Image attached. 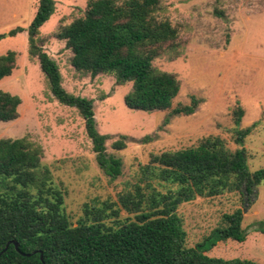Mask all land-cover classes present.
Wrapping results in <instances>:
<instances>
[{
	"label": "trees",
	"instance_id": "16d2710c",
	"mask_svg": "<svg viewBox=\"0 0 264 264\" xmlns=\"http://www.w3.org/2000/svg\"><path fill=\"white\" fill-rule=\"evenodd\" d=\"M161 7V0H89L84 15L62 26L57 36L72 51L76 70L92 78L112 75L117 84L133 83L125 96L128 108L167 110L181 84L175 74L155 68L153 62L164 55H181L180 31L161 16ZM55 10V0H39L30 26L16 28L11 35L28 33L30 55L38 59L53 96L79 111L98 166L115 179L122 164L107 152L110 136L97 128L94 101L66 91L58 63L41 43L40 29ZM16 63L13 51L0 57V82L12 76ZM200 103L193 97L190 105L175 108L172 115H191ZM21 104L18 95L0 90V122L17 119ZM244 114L241 107L234 111L235 124ZM250 133L247 129L237 134L240 148L235 151L223 139L207 137L195 147L155 156L145 167L144 178L134 185V193L120 200L133 216L121 218L116 203L86 204L84 217L76 223L66 213L65 191L43 165L42 146L27 137L0 139V264H260L208 255L219 242L246 241L242 209L224 214L220 225L193 247L177 213L181 204L199 197L229 191L245 196L264 184V169L250 172L247 167L244 144ZM127 141L128 136H121L113 149L126 148ZM257 231L264 234V221ZM12 241L19 243V250L11 244L4 252Z\"/></svg>",
	"mask_w": 264,
	"mask_h": 264
},
{
	"label": "rangeland",
	"instance_id": "374dc122",
	"mask_svg": "<svg viewBox=\"0 0 264 264\" xmlns=\"http://www.w3.org/2000/svg\"><path fill=\"white\" fill-rule=\"evenodd\" d=\"M89 0H55L56 10L40 29L44 50L58 63L67 92L94 101L97 128L110 136L107 152L121 162V173L112 179L98 166L85 120L75 108L61 104L52 94L37 58L30 55L27 29L39 0H0V57L17 54L12 76L0 82V90L22 99L20 116L0 122V139L27 137L44 150L43 165L57 187L65 191V210L76 223L84 206L118 204L121 218L133 216L121 204L126 193L144 178V169L155 156L195 147L207 137H218L235 151L237 134L251 129L245 138L250 172L264 169V0H161V16L180 31L179 57L164 55L155 68L173 73L181 84L179 95L167 110L146 112L130 109L125 96L133 83L117 84L115 77L89 74L72 66L73 53L58 38L60 28L84 15ZM201 100L195 113L172 115L180 106ZM245 114L235 124L234 111ZM121 136L127 147L113 149ZM152 138L149 142L143 139ZM144 185V184H143ZM158 189L161 191L163 188ZM242 209L244 242H219L208 255L224 259L253 260L264 264V234L257 231L264 221V184L251 194L226 192L181 204L178 215L193 247L220 225L226 213Z\"/></svg>",
	"mask_w": 264,
	"mask_h": 264
},
{
	"label": "water",
	"instance_id": "95a60500",
	"mask_svg": "<svg viewBox=\"0 0 264 264\" xmlns=\"http://www.w3.org/2000/svg\"><path fill=\"white\" fill-rule=\"evenodd\" d=\"M243 212L245 213V211H243ZM11 244H14L15 247H16V249L19 250V243H18L17 241H12V242H9V243L7 244V246H6L5 250H4V252L8 250V248H9V246H10ZM22 254H23V255H27V256H31V254H24V253H22ZM41 259H42V260L44 259V258H43V254H41Z\"/></svg>",
	"mask_w": 264,
	"mask_h": 264
}]
</instances>
